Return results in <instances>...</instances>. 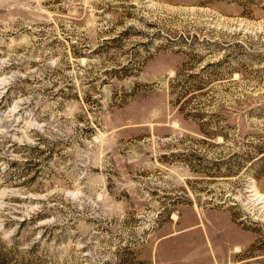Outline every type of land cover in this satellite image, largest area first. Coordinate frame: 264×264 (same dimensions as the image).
I'll list each match as a JSON object with an SVG mask.
<instances>
[{
    "label": "rangeland",
    "instance_id": "1",
    "mask_svg": "<svg viewBox=\"0 0 264 264\" xmlns=\"http://www.w3.org/2000/svg\"><path fill=\"white\" fill-rule=\"evenodd\" d=\"M0 264H264V0H0Z\"/></svg>",
    "mask_w": 264,
    "mask_h": 264
}]
</instances>
